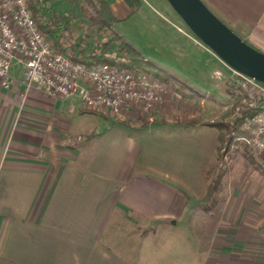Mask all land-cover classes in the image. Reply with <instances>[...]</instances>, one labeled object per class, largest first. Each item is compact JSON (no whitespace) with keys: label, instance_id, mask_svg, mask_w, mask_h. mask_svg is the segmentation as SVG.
Masks as SVG:
<instances>
[{"label":"crops","instance_id":"0c3cea01","mask_svg":"<svg viewBox=\"0 0 264 264\" xmlns=\"http://www.w3.org/2000/svg\"><path fill=\"white\" fill-rule=\"evenodd\" d=\"M106 1L117 19L111 1L122 13L131 12L122 0ZM200 1L264 53V0ZM9 80L7 89L0 86V264H150L131 238L146 236L148 225L172 226L182 217L185 198L196 197L190 181L180 172L136 169L141 147L113 119L78 132L83 117L98 115L74 99L26 90L16 63ZM173 123L165 124L179 129H172L173 148L214 156V129ZM203 193L204 186L199 196ZM255 194L235 200L244 231L234 226L232 242L225 241L221 228L207 227L212 243L198 264H264V193Z\"/></svg>","mask_w":264,"mask_h":264},{"label":"rangeland","instance_id":"374dc122","mask_svg":"<svg viewBox=\"0 0 264 264\" xmlns=\"http://www.w3.org/2000/svg\"><path fill=\"white\" fill-rule=\"evenodd\" d=\"M47 7L55 9L60 15L73 16V34L87 36L91 47L101 42L79 6L63 0H47ZM111 8L114 15H120L113 24L116 43H122L125 48L129 47L136 53L138 58L134 60L138 69L149 72L169 86L161 107L152 112V120L138 116L131 121L114 122L123 124L121 127L130 131L141 147L136 169L145 170L147 174L155 167L163 172H180L185 181H190L189 185L195 189L196 196L185 198L184 213L174 220L172 226L157 223L148 225L146 236H134L131 240H136L141 246L138 251L150 264L159 261L198 264L197 261L212 243L205 233L207 227L224 230L222 237L227 242H232L236 237L234 226L237 225V231H244V228L238 227L243 218L239 212L240 205H235V200L238 197H251L256 192L264 193V182H259L264 177V155L239 141L240 134H235L237 144L233 147L231 158L233 168L221 181L213 203L215 210L203 209L196 199L206 184L202 177L204 169L200 170V166L202 162L214 160L215 155L188 153L180 150L179 146L173 148L172 139L176 138L177 133L172 132V129H179L165 124L172 125L176 117L187 115L197 117L202 123H231L243 109L238 90L232 85V70L194 36L166 0H141L137 8L126 14L113 1ZM166 76L179 79L185 90L173 88ZM258 85L264 91V83ZM237 106H240L238 110ZM97 117H83V125L78 132H82L84 127L95 128L113 123L112 118L105 120L99 115ZM183 134L189 137L193 135L190 130ZM194 135L197 136V133ZM82 145L84 142L77 144V147ZM254 199L256 201L257 197ZM130 229L129 233L133 232L134 228Z\"/></svg>","mask_w":264,"mask_h":264},{"label":"built area","instance_id":"2783aa9c","mask_svg":"<svg viewBox=\"0 0 264 264\" xmlns=\"http://www.w3.org/2000/svg\"><path fill=\"white\" fill-rule=\"evenodd\" d=\"M94 54L106 61L89 59L83 63L53 52L28 8V0H0L1 87H9V70L16 63L22 69L26 90H38L55 99H74L83 110L120 122L138 116L152 120L151 114L161 107L169 86L138 69L124 52L101 49ZM232 74L241 108L255 110L244 119L238 140L264 155V91L252 78Z\"/></svg>","mask_w":264,"mask_h":264},{"label":"trees","instance_id":"16d2710c","mask_svg":"<svg viewBox=\"0 0 264 264\" xmlns=\"http://www.w3.org/2000/svg\"><path fill=\"white\" fill-rule=\"evenodd\" d=\"M70 5L79 6L94 33L100 38L101 42L91 47L87 42V36L73 34L74 17L68 15H60L54 9H48L47 0H28V8L42 32L46 40L50 42L52 51L60 54H68L72 61L87 63L91 59L94 63L105 62L106 59L98 57L94 54L96 51L116 50L127 54L130 62L135 64L138 56L131 48H125L122 43H116L113 24L117 21L113 16L110 6L106 0H63ZM130 9H135L139 6L138 0H122ZM244 41V40H243ZM246 44L253 47L249 42ZM118 46H114V45ZM261 52V51H259ZM262 53V52H261ZM264 54V53H263ZM173 88L184 91L185 86L177 79L166 76ZM157 78V77H156ZM89 112V111H87ZM255 112L252 108L244 107L240 115L231 123H202L197 117H182L177 118L174 122L181 126H207L215 129L213 139L215 142V158L210 161L202 171V177L206 184L204 193L198 199L199 205L206 211H214V199L219 192L221 181L231 172L233 165L231 158L233 155V147L237 144L234 140V135L241 132V125L246 117L251 116ZM100 115L97 112H89ZM102 116V115H101ZM146 124H144V127ZM264 175V173H263Z\"/></svg>","mask_w":264,"mask_h":264},{"label":"water","instance_id":"95a60500","mask_svg":"<svg viewBox=\"0 0 264 264\" xmlns=\"http://www.w3.org/2000/svg\"><path fill=\"white\" fill-rule=\"evenodd\" d=\"M194 36L232 71L264 83V54L246 44L200 0H166Z\"/></svg>","mask_w":264,"mask_h":264}]
</instances>
